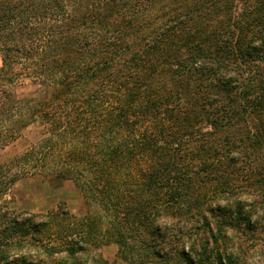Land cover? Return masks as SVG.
Returning <instances> with one entry per match:
<instances>
[{"label":"trees","instance_id":"trees-1","mask_svg":"<svg viewBox=\"0 0 264 264\" xmlns=\"http://www.w3.org/2000/svg\"><path fill=\"white\" fill-rule=\"evenodd\" d=\"M0 59V152L37 131L0 264H264V0H0ZM23 177L103 217L17 212Z\"/></svg>","mask_w":264,"mask_h":264},{"label":"rangeland","instance_id":"rangeland-1","mask_svg":"<svg viewBox=\"0 0 264 264\" xmlns=\"http://www.w3.org/2000/svg\"><path fill=\"white\" fill-rule=\"evenodd\" d=\"M1 64L0 59V66ZM18 92L21 96L39 98L46 95L44 88L30 83L19 88ZM36 139L35 128L25 131L18 140L0 152V162L2 164L9 163L13 158L29 149ZM4 200L9 208L17 212L48 214L65 208L76 219H82L89 215L99 220L103 217L97 207L87 205L83 193L73 181L60 180L55 177H23L11 187V191L8 192ZM100 251L110 264H118V245L115 242L105 243L100 247ZM257 261H260L258 256L253 262Z\"/></svg>","mask_w":264,"mask_h":264}]
</instances>
